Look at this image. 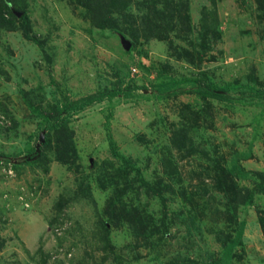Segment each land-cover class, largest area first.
Here are the masks:
<instances>
[{
  "label": "rangeland",
  "instance_id": "rangeland-1",
  "mask_svg": "<svg viewBox=\"0 0 264 264\" xmlns=\"http://www.w3.org/2000/svg\"><path fill=\"white\" fill-rule=\"evenodd\" d=\"M125 1L120 26L100 28L89 0H11L0 264H264V0ZM85 95L59 160L43 114Z\"/></svg>",
  "mask_w": 264,
  "mask_h": 264
},
{
  "label": "trees",
  "instance_id": "trees-1",
  "mask_svg": "<svg viewBox=\"0 0 264 264\" xmlns=\"http://www.w3.org/2000/svg\"><path fill=\"white\" fill-rule=\"evenodd\" d=\"M9 2V4L7 3ZM11 5V0H0V28L1 27H7L13 22L18 16L14 9H10L9 6ZM89 12L92 22L100 28H106V27H113L117 24L119 25V22L116 18L115 12H123L127 9L129 6V2L125 0H89ZM24 10L22 9V12ZM264 11V9H263ZM22 24L24 29H29V17L27 14H22L21 16ZM132 23H129L130 26H126L124 30L122 31H131L133 30V27L131 25ZM133 36L135 33H132ZM135 37V36H134ZM164 86L167 87L168 84H160L158 85L159 90H164L162 92H165ZM200 90H203L202 85L197 84L196 85ZM214 83H210V86L206 87L205 94L211 95L212 97H219V98H226V95L219 93V90L213 89ZM211 87V88H209ZM235 89H239V86H237ZM121 89L119 90H111L107 95H109L110 98H113L120 94ZM128 93L124 91V95ZM24 97H26V101L30 108L35 112H40L41 106L33 101H31L26 94ZM98 97L99 94H98ZM96 99L92 100V97L89 95L82 96L80 98H77L76 100L69 101L64 104L58 105L54 112L45 115L46 117V129H49V131L45 134V144L47 145L51 140V132L53 131V138H55V141H57V148L58 153H61V157L59 160L62 161H70V152L73 150V144H72V138L70 137V134H68L64 129L66 127L65 123V113H71L72 111H77L78 109L87 106L89 103L92 104ZM42 113V112H41ZM62 129L59 127V125H62ZM74 151V150H73ZM118 153V152H117ZM116 153V154H117ZM119 155V154H118ZM153 186V185H152ZM253 191H249L247 194H242L239 191L238 195V201L242 203H247L252 198ZM240 196L243 198L241 199ZM118 210L116 207V204L112 206L111 213L113 214V217L115 215V211ZM244 227L245 222H241L240 227L238 229V232L236 236L229 240L228 245H226L223 255L225 261L228 263L231 261L234 254H236L235 250L239 245H241L242 242V236L244 233Z\"/></svg>",
  "mask_w": 264,
  "mask_h": 264
}]
</instances>
